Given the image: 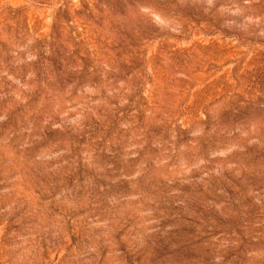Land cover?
<instances>
[{
  "label": "clouds",
  "instance_id": "1",
  "mask_svg": "<svg viewBox=\"0 0 264 264\" xmlns=\"http://www.w3.org/2000/svg\"><path fill=\"white\" fill-rule=\"evenodd\" d=\"M86 2L0 0V264H53L60 246L59 264H264V71L248 69V94L190 113L193 89L179 82L197 81L177 62L195 28L237 50L216 74L239 80L264 52V0H102L107 19ZM30 9L43 34L9 22ZM69 9L112 47L126 37L152 57L75 56L69 33L78 44L84 30ZM93 121L111 131L86 136ZM225 173L243 185L244 227L180 239L193 190Z\"/></svg>",
  "mask_w": 264,
  "mask_h": 264
},
{
  "label": "rangeland",
  "instance_id": "2",
  "mask_svg": "<svg viewBox=\"0 0 264 264\" xmlns=\"http://www.w3.org/2000/svg\"><path fill=\"white\" fill-rule=\"evenodd\" d=\"M101 2L102 0H87L84 4V9L85 12L90 13L89 18L100 16L107 19L104 14V9L101 7ZM69 13L72 15L74 21L81 24V27L84 30V34H78L80 36V42L78 44L71 40V35L69 33L67 42L73 44L77 49V52L74 54L75 56H99L111 53L113 55L123 54L129 60L134 59L136 56H144L145 58L152 57L155 50L154 47L148 48L146 52H139L137 42L129 40L126 37L122 40L119 46L112 47V42L105 41L102 35L97 32L96 27L91 25L85 26L88 24V19L82 16L81 13L72 12L71 9H69ZM190 14L192 15V18L196 20L188 21L189 26L193 27L196 22L199 23V19H197L194 13ZM7 15L9 17V22L13 25L30 24L41 34L46 31L42 26L41 21L34 14V10L30 9L27 11H16L14 13L10 12ZM65 15L66 18H70L67 17V13ZM66 22L67 21L61 17V27L59 29L61 33L65 31L63 24ZM212 27L214 26L208 25L209 30H211ZM193 36L194 38L191 41L192 47L180 52L177 61L190 68L191 74L195 76L197 81L194 86L190 85L188 82H179V86L185 90L189 87H192L193 89L192 98L187 105L183 106L185 111L195 113L205 104H211L213 102L218 103L228 92L233 90L243 91L245 94H248L247 89L241 86L240 81L242 80L245 85H250V81L255 79V77L250 75L248 69L253 68L254 66L259 67L261 71H264V52H261L255 57L254 64L248 61L241 62L243 67L241 69L240 79L237 80L227 72H223V74L220 75L216 74L217 72L222 71L221 65H225L228 58L238 54L237 50L225 47L219 37H216L215 41L209 43L202 32L195 28L193 30ZM88 43H91L95 47V53H91L86 47ZM169 46H172L171 41L169 42ZM169 90L172 91L175 90V88L170 86ZM177 99H179V97H177ZM88 128L90 131H87L85 135L94 139L101 137L105 132L111 131L108 121L101 123L93 121L88 125ZM220 189H223L224 192L221 193ZM241 192H243V185H241L240 181L230 173H225L223 178H215L209 186V191L207 193L196 192L193 190V199L189 203V210L187 213H184V215L188 217L187 226L190 228L186 229V232L180 233V239L185 242L192 239L190 233L194 232L197 227L201 228L209 235L215 234L216 232L228 233L233 229L239 230V228L244 227L243 215L237 214L240 205L235 203L240 197ZM229 197L232 201L231 210L228 208H222L218 211L214 204L210 203V201L213 200L216 203H219L221 200H225ZM221 213H223V215H221ZM74 230L79 232L78 228ZM62 247L63 246H60L61 252L59 253L57 249L50 250L48 259H51L53 264H59Z\"/></svg>",
  "mask_w": 264,
  "mask_h": 264
}]
</instances>
